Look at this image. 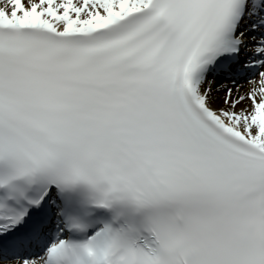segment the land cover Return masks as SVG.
Returning a JSON list of instances; mask_svg holds the SVG:
<instances>
[{"label": "snow or ice", "instance_id": "6c2138e0", "mask_svg": "<svg viewBox=\"0 0 264 264\" xmlns=\"http://www.w3.org/2000/svg\"><path fill=\"white\" fill-rule=\"evenodd\" d=\"M0 264H264V0H0Z\"/></svg>", "mask_w": 264, "mask_h": 264}]
</instances>
